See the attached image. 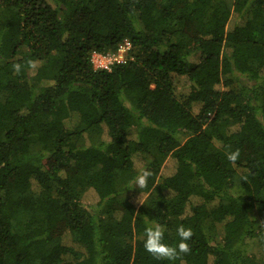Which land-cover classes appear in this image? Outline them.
Returning <instances> with one entry per match:
<instances>
[{
	"label": "trees",
	"instance_id": "obj_1",
	"mask_svg": "<svg viewBox=\"0 0 264 264\" xmlns=\"http://www.w3.org/2000/svg\"><path fill=\"white\" fill-rule=\"evenodd\" d=\"M263 71L264 0H0V264H264Z\"/></svg>",
	"mask_w": 264,
	"mask_h": 264
},
{
	"label": "clouds",
	"instance_id": "obj_2",
	"mask_svg": "<svg viewBox=\"0 0 264 264\" xmlns=\"http://www.w3.org/2000/svg\"><path fill=\"white\" fill-rule=\"evenodd\" d=\"M19 70V65L15 66ZM239 155V151H230L227 153V159L235 161ZM151 175L148 170L141 169L140 173L135 177L133 186L142 188L147 183V178ZM142 203V202H141ZM143 204V203H142ZM178 241L176 244L169 245L164 242V226L159 223L150 224L144 230L143 248L157 258L174 260L180 253L189 251V243L192 236V229L185 227L183 224L176 228Z\"/></svg>",
	"mask_w": 264,
	"mask_h": 264
},
{
	"label": "rangeland",
	"instance_id": "obj_3",
	"mask_svg": "<svg viewBox=\"0 0 264 264\" xmlns=\"http://www.w3.org/2000/svg\"><path fill=\"white\" fill-rule=\"evenodd\" d=\"M235 21H236L235 18H233V19L230 21V23H229L228 26H227V29H228V30H231V29H232V27H233ZM191 60L195 61L196 58H195V57H192ZM261 76L264 78V71L262 72ZM135 134H136V131H135V130H132V131L130 132V136H131L132 138L135 137ZM100 137L102 138V140H106V139H107V137H106V129H105V128H102V130H101V132H100ZM139 166H140V164H139ZM172 169H173V167H172V163H171V161H170V160H169V161H166V162L164 163V165H163V172H164V173L166 172L167 174H169V173L172 171ZM133 195H134V196H133ZM129 196H133V198H136V197L138 196V194H137L136 191L132 188V189H130V190L127 191V196H126V197H129ZM142 199H143V198H141V196H139V197L136 198V200L139 201V202H141ZM149 201H150L149 199H146L145 202L143 203V205H144V206L148 205V204H149ZM134 202H136V201H134ZM192 202H193L194 204H198V203H199V200H197V199H195V198H194V199L192 198ZM22 222H24V221H23V218H20V220H18V221H16V222H13V224H14V228H19V227L21 226ZM21 228H22V227H20V229H21ZM217 233H218V237H217V239L219 240V239H221V236H222V228H221V227H217ZM64 241H65V243H67V242L70 241V237H69V235L66 236V237L64 238ZM258 247H259V249H258V252H257L256 256H257V257H262V256H264V242H262V243L260 244V246H258Z\"/></svg>",
	"mask_w": 264,
	"mask_h": 264
},
{
	"label": "built area",
	"instance_id": "obj_4",
	"mask_svg": "<svg viewBox=\"0 0 264 264\" xmlns=\"http://www.w3.org/2000/svg\"><path fill=\"white\" fill-rule=\"evenodd\" d=\"M131 44L123 42L118 47L116 52L107 55L93 53L91 55V63L94 70H110L114 64H125L133 59Z\"/></svg>",
	"mask_w": 264,
	"mask_h": 264
}]
</instances>
